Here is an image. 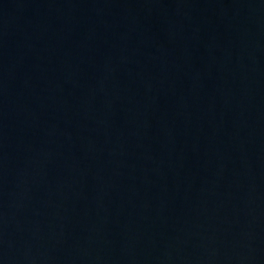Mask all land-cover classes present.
Segmentation results:
<instances>
[{
	"label": "water",
	"instance_id": "95a60500",
	"mask_svg": "<svg viewBox=\"0 0 264 264\" xmlns=\"http://www.w3.org/2000/svg\"><path fill=\"white\" fill-rule=\"evenodd\" d=\"M0 264H264V0H0Z\"/></svg>",
	"mask_w": 264,
	"mask_h": 264
}]
</instances>
